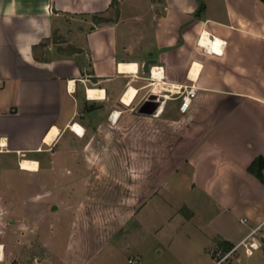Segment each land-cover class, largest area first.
Instances as JSON below:
<instances>
[{"label": "crops", "instance_id": "1", "mask_svg": "<svg viewBox=\"0 0 264 264\" xmlns=\"http://www.w3.org/2000/svg\"><path fill=\"white\" fill-rule=\"evenodd\" d=\"M112 2L0 0V264L12 263V231L21 245L29 232L40 240L35 264H86L109 244L129 250L128 263L213 264L216 246L229 250L264 218V168L262 181L247 170L264 158V2ZM146 59L168 83L195 81L186 112L176 98L138 111L159 79ZM66 159L74 184L55 199ZM112 160L132 182L96 202L86 176L108 175ZM257 242L232 264L255 251L264 264Z\"/></svg>", "mask_w": 264, "mask_h": 264}, {"label": "rangeland", "instance_id": "2", "mask_svg": "<svg viewBox=\"0 0 264 264\" xmlns=\"http://www.w3.org/2000/svg\"><path fill=\"white\" fill-rule=\"evenodd\" d=\"M54 40H56L57 42V37L54 36L53 41ZM65 141H66V137L64 136L60 140L58 147L62 146L65 143ZM78 147H79V144L78 142H76L74 144V148L78 149ZM65 163H66V167H70V170H69L70 172L65 171L64 172L65 174H64L62 170L59 171L60 174H58V176L56 175L55 183H56V186L60 184V186L57 187L58 189L60 188L62 189L61 186L65 184V189L69 190L68 185L74 184L73 180L75 176L74 173L76 170H75V166L73 165V160L66 159ZM61 165H62V162H61ZM108 165L109 166H107L106 168V172L108 173V175H105V174L99 175V172L97 173L96 171L93 170V172L91 173L92 175L86 176L87 179H93L95 182V185H94L95 187L91 189L90 194L93 195L92 199L97 200L96 202H99V201L113 202V201H117L120 197L126 196L127 194L125 190L126 184L132 182L130 177L126 176V173L121 169L122 167L121 163H119L116 160H112V161H109ZM84 172H86L87 174H90L88 173L90 172V170L84 171ZM113 176L115 179L113 178ZM134 184L142 185L143 177H140L139 182L135 181ZM76 189L77 191L75 195L71 197L72 202L79 201V198L81 197L79 196V194H82V191L80 192V190L78 189V185ZM63 190L64 188L62 189V191L56 190V192L54 193V198L58 199V196L63 195ZM188 192H191V190H188ZM240 212L241 211H238L236 214L238 215L240 214ZM70 217L71 215L69 216V218ZM49 218L51 217H48V219ZM61 218H62L61 222L63 221L67 222V218H65V216L63 217L61 215ZM48 219L44 221L41 226V230L44 231V233L46 232L49 233L48 230L50 231V224L48 225V222L50 221V219L49 220ZM54 223L56 222L54 221ZM233 223L235 225L234 230L236 229L237 231V228L239 229V226L236 222H233ZM56 224H59V223H56ZM56 224L54 225L57 227ZM64 226L66 225L64 224ZM52 227L54 226L52 225ZM17 231L19 232V230ZM16 233H17L16 231H12L9 239H7L6 241L9 247H11V250L14 248V246L16 248V250H12L9 255V257H12L13 259L11 264H35L34 263L35 258L38 256H43L42 255L43 247L40 243V240L30 238L29 236L30 232H29L27 234L28 237H25L26 240H24L23 244L21 245L20 243H17L16 241H14V236H15L14 234ZM129 254H130L129 250L125 249V251H122L121 253H119L116 249H114L113 246H111V244H109L104 247L102 246V248H100L98 251L90 254L89 259L86 264H130L127 262V257L129 256ZM50 262H53V260H51ZM238 264H263V263L260 261L259 252L255 251L254 254L250 258H246L244 254H241V258Z\"/></svg>", "mask_w": 264, "mask_h": 264}, {"label": "built area", "instance_id": "3", "mask_svg": "<svg viewBox=\"0 0 264 264\" xmlns=\"http://www.w3.org/2000/svg\"><path fill=\"white\" fill-rule=\"evenodd\" d=\"M153 66H150L148 71L152 74ZM189 77V76H188ZM190 79V83L185 84H174L168 83L161 78L157 80H152L148 84L147 95L143 98L144 102L157 103L156 108L153 110L152 114H157L161 111V106L166 100L176 98L179 100L178 109L180 112L184 113L188 109L192 98L196 94L197 86L193 79ZM127 91V90H126ZM126 91L123 93L122 97L125 95ZM121 97V100H122ZM142 103V104H143ZM3 217V211L0 209V220ZM242 222H246L247 218L243 217ZM258 239L264 240V218L259 222L254 224L246 235L239 240L235 245H233L229 250L224 251L221 247L216 246L214 249V261L213 264H232L231 255L239 247L243 248V253L245 255L252 254V250L258 248ZM3 250V246H2ZM129 262L136 264V261L129 259Z\"/></svg>", "mask_w": 264, "mask_h": 264}, {"label": "trees", "instance_id": "4", "mask_svg": "<svg viewBox=\"0 0 264 264\" xmlns=\"http://www.w3.org/2000/svg\"><path fill=\"white\" fill-rule=\"evenodd\" d=\"M264 2V0H261ZM112 3H115L113 0ZM264 168V158L262 156L255 157L247 167L248 172L254 175L258 180L262 181V169ZM225 249H228L232 246L230 242L222 243Z\"/></svg>", "mask_w": 264, "mask_h": 264}, {"label": "bare ground", "instance_id": "5", "mask_svg": "<svg viewBox=\"0 0 264 264\" xmlns=\"http://www.w3.org/2000/svg\"><path fill=\"white\" fill-rule=\"evenodd\" d=\"M209 40V38L206 36V35H203L202 36V38H201V40H200V42L202 43V44H206V45H208L207 44V41ZM208 47V46H207ZM216 49V48H215ZM152 75L153 76H155V77H157V78H160L161 77V68L159 67V66H154L153 68H152ZM71 128H72V130L75 132V133H79V134H83V130H82V128L78 125V124H76V123H74V124H72V126H71ZM26 167H28L27 165H25ZM3 258V250H2V245H0V260Z\"/></svg>", "mask_w": 264, "mask_h": 264}, {"label": "water", "instance_id": "6", "mask_svg": "<svg viewBox=\"0 0 264 264\" xmlns=\"http://www.w3.org/2000/svg\"><path fill=\"white\" fill-rule=\"evenodd\" d=\"M153 62L152 59H146L143 63V70L145 72L148 71L149 65ZM157 103H151V102H144L138 109L139 112L142 113H152L153 110L156 108Z\"/></svg>", "mask_w": 264, "mask_h": 264}]
</instances>
